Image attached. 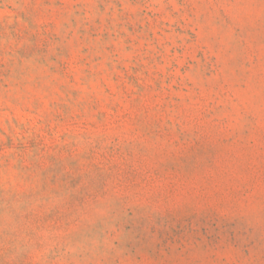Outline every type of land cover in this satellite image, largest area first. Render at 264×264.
<instances>
[{
  "label": "rangeland",
  "instance_id": "obj_1",
  "mask_svg": "<svg viewBox=\"0 0 264 264\" xmlns=\"http://www.w3.org/2000/svg\"><path fill=\"white\" fill-rule=\"evenodd\" d=\"M0 264H264V0H0Z\"/></svg>",
  "mask_w": 264,
  "mask_h": 264
}]
</instances>
